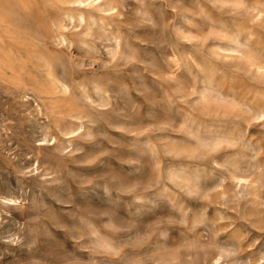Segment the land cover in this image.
<instances>
[{"label":"rangeland","instance_id":"1","mask_svg":"<svg viewBox=\"0 0 264 264\" xmlns=\"http://www.w3.org/2000/svg\"><path fill=\"white\" fill-rule=\"evenodd\" d=\"M214 262L264 264V0H0V264Z\"/></svg>","mask_w":264,"mask_h":264},{"label":"bare ground","instance_id":"2","mask_svg":"<svg viewBox=\"0 0 264 264\" xmlns=\"http://www.w3.org/2000/svg\"><path fill=\"white\" fill-rule=\"evenodd\" d=\"M91 1V3H95V4H97V5H99V3H102V2H104V0H90ZM116 8V7H115ZM83 10V9H82ZM79 21L80 22H82V21H84L83 20V18L82 17H79ZM62 37V36H61ZM61 39V38H60ZM62 40V39H61ZM63 42V41H62ZM59 83V82H58ZM67 86H64V85H60V88L63 90V92H65V93H67V88H66ZM58 88V87H57ZM69 91H70V89H69ZM65 116H66V114H64ZM68 116V115H67ZM71 117V116H70ZM75 117V116H74ZM69 119V118H68ZM67 120V119H66ZM63 121H65V118H64V120ZM65 122H68V121H65ZM81 127V126H80ZM79 128V127H78ZM77 128V129H78ZM72 130V129H71ZM53 141H54V139H53ZM8 200V199H7ZM219 260V259H218ZM217 262H214V264H216Z\"/></svg>","mask_w":264,"mask_h":264}]
</instances>
